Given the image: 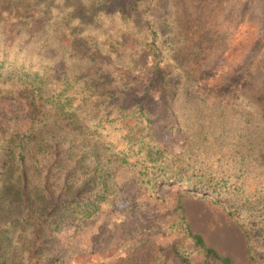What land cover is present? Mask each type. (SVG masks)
Segmentation results:
<instances>
[{
    "label": "trees",
    "instance_id": "obj_1",
    "mask_svg": "<svg viewBox=\"0 0 264 264\" xmlns=\"http://www.w3.org/2000/svg\"><path fill=\"white\" fill-rule=\"evenodd\" d=\"M172 1L111 11L112 0H0V99L17 91L30 123L0 136V264L40 261L56 232L104 212L119 195L122 168L152 195L159 181L213 193L264 264V108L240 92L192 91L200 48L176 26ZM127 36L162 73L161 91L195 150L174 154L159 144L135 82L106 70L116 66L101 56L116 60ZM130 63L142 68L138 54ZM168 229L176 239L151 264H234L185 220Z\"/></svg>",
    "mask_w": 264,
    "mask_h": 264
},
{
    "label": "rangeland",
    "instance_id": "obj_2",
    "mask_svg": "<svg viewBox=\"0 0 264 264\" xmlns=\"http://www.w3.org/2000/svg\"><path fill=\"white\" fill-rule=\"evenodd\" d=\"M132 2L112 0L109 9L130 7ZM172 2L176 26L180 25L190 46L200 48L193 63L198 81L192 91L226 98L240 92L264 108V0ZM126 40L128 48L118 50L116 60L101 56L104 64L116 66L106 70H120L135 82V101L148 109L159 144L174 154L190 145L195 150V136L175 114L172 98L161 91L162 73L146 54L133 50V38ZM137 54L142 68L129 67ZM24 105L17 91L0 99V136L29 128ZM116 181L119 195L106 210L79 229L66 226L56 232L44 243L42 259L33 264H151L161 248L174 243L176 235L168 234V228L178 219L203 235L209 246L230 256L234 264H256L246 230L213 193L159 181L158 192L152 195L128 168L118 171ZM256 246L255 241L252 248Z\"/></svg>",
    "mask_w": 264,
    "mask_h": 264
}]
</instances>
